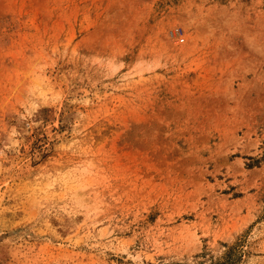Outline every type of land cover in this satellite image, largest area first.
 <instances>
[{
	"label": "rangeland",
	"instance_id": "374dc122",
	"mask_svg": "<svg viewBox=\"0 0 264 264\" xmlns=\"http://www.w3.org/2000/svg\"><path fill=\"white\" fill-rule=\"evenodd\" d=\"M0 264H264V0H0Z\"/></svg>",
	"mask_w": 264,
	"mask_h": 264
}]
</instances>
